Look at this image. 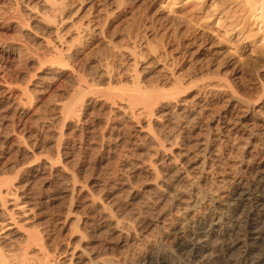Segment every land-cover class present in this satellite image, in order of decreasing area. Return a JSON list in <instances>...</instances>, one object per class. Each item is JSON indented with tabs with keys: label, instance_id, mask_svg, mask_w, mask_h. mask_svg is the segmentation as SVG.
Listing matches in <instances>:
<instances>
[{
	"label": "bare ground",
	"instance_id": "bare-ground-1",
	"mask_svg": "<svg viewBox=\"0 0 264 264\" xmlns=\"http://www.w3.org/2000/svg\"><path fill=\"white\" fill-rule=\"evenodd\" d=\"M38 1L42 8L38 15L42 16L32 18L36 25L33 31L43 27L44 32L55 35V38L47 36L43 42L47 48L41 59L43 65L47 63L45 74L39 76L41 82L35 90L25 88L19 94H14L5 73L0 80V264H264L262 77L261 93L258 99L250 101L235 94L232 76L223 75L222 92L233 93L223 97L224 100L221 98V105L212 103L208 93L205 94L211 88L209 85L204 93L198 91L192 98L187 97L184 78H177L174 73L164 78L172 88L166 89V82L163 88L146 87L137 71L135 47L140 42L139 35L134 38L139 40L129 43L128 47L133 48H129L132 54L128 53L127 59L124 47L116 45L108 31L101 28L99 15L104 9L96 8L93 16L86 15L90 17L88 20L68 25L75 11L68 8L65 0L66 3ZM115 1L121 7L129 2ZM222 2L236 9H222L219 13L218 24L221 21L227 24L225 36L235 35L238 42L254 48L252 54L264 59V0ZM116 9L120 6L116 5ZM29 20L21 24L14 21L9 28L21 30L29 38L33 35ZM250 27L258 30L260 48L247 41L250 34L245 32ZM98 36L105 37V44L92 49L95 43L88 40ZM18 42L0 37V66L4 70L25 57L26 48ZM124 58L133 67L129 73L127 68L124 71L114 63ZM160 60V57L153 59L155 64ZM41 61L33 62L41 66ZM166 68L162 66L159 72ZM260 70L264 72V64L256 72L259 74ZM234 72L233 77L241 75L240 71ZM59 81L64 84L60 85L63 94L70 99L56 102L50 111L52 115L45 119L46 126L42 121L46 133H55L56 157L32 161L34 157H30L27 149V141L33 135L27 128L33 116L29 106L37 99L35 95L45 96L52 90V83ZM98 107L108 108L112 114L100 128L93 116ZM76 141L107 146L110 151L114 150L111 142L116 143L117 149L129 147L135 153L142 148L147 157L141 159V152L134 159L131 154L133 162L117 165L119 170L112 171L113 174L107 171L111 178L102 181L103 178L96 177L90 183V179L82 182V175L88 174L93 166L72 168ZM90 144L82 157L95 150H90ZM128 214L133 217L126 218ZM117 250L125 254L117 253L122 257H115L111 252Z\"/></svg>",
	"mask_w": 264,
	"mask_h": 264
},
{
	"label": "rangeland",
	"instance_id": "rangeland-1",
	"mask_svg": "<svg viewBox=\"0 0 264 264\" xmlns=\"http://www.w3.org/2000/svg\"><path fill=\"white\" fill-rule=\"evenodd\" d=\"M22 1L21 0H18V1L17 0H0V17H1L0 18V37L6 41H9V42H18L19 41L26 48V53L24 54L25 57H24L23 61H21L18 64H10L6 70H4L0 66V80H1V76H3L5 73L6 80L12 86L11 88L14 89V94H19V91H22L25 88L33 91V89L35 90L38 87L39 82H41L39 76H42L43 74H45V68L47 67V63H45V65H43L44 62L41 61V59L42 58L44 59V56L47 53V51H46L47 48L44 45L45 43L43 44V42H45L44 39L47 41V39H46L47 36L51 37V38H55V35H53V33L49 34V32H47V31L44 32L45 30L42 29L43 27H39V29L36 28L33 31L34 26H36L35 20L39 19L38 16H40V17L42 16V15H38V14H40L39 12L42 11V8L38 3L39 1L38 0H32V1L31 0H26V1L22 0ZM65 1L67 2L68 8H70L71 10H73L75 12H76V9L78 10V8L84 4L82 6V8L80 9V12L79 11L77 13L73 12L74 13L73 17H71V19L69 20L70 22L71 21L72 22L70 23L68 21V23H70V24L67 23L68 25H71L73 23L75 24V21L77 24L78 23L80 24V22L82 23L83 19L88 20L90 18L86 15H88V14L90 15L93 12H96L97 9H100V8L104 9L103 10L104 12L102 11L101 12L102 14L100 13V15H99L100 21L102 20V23L100 22L101 28L106 32L108 31V34L111 37L110 39L112 41H114V43L116 45L118 44V46L122 45V48L124 47L125 51H124V49H123V51L126 52L124 57H126L127 59L129 58L128 53L132 54V52L129 50V48L130 49L133 48V47H131V45H130V47H128L129 43L132 44V42L136 41V39H138V38L140 39V42H138V44H137L140 47L137 45L135 47V51L137 53L138 60H139L138 65H137V71L141 75L142 84H144V85L146 84V87L152 88V86L156 87L157 85H159L160 88H163L161 86L165 85V82H166L168 85L166 89L172 88L171 87L172 85L169 86V82L167 80L165 81L164 78L166 77V79H167V75L172 76L170 74L174 73V74H176L177 78L178 77L182 78V79L184 78V82H185V84H184V89H185L184 92L185 93L184 94H186L187 97L192 98V96L196 95V93L198 91H203V93H204L205 89H209L211 87L209 89L210 91L205 90V94L208 93L207 95H209L211 97V102L213 101L212 103L221 105L223 100L227 97V95L233 93V92H229V93L222 92L223 91L222 86L224 84V78H225L223 75H227V76L229 75V77L232 76L230 78V80L233 81V83H234L233 84V88H234L233 91L238 96H240L244 99H247V100L249 99L250 101L251 100L254 101V100L258 99V96L260 95L258 93H261V88H260L261 87V81H262L261 77H262L263 82H264V78H263L264 72H262L263 70L262 71L260 70L261 72L258 71L259 72V74H258L256 71L259 67H261V65L264 64V59L259 58V57L257 58L255 53L252 54V50L254 51V48L253 47L248 48L247 45L244 44L245 42H238V40H237L238 37H236L235 35H231V37H230V35L225 36V30H226L225 26L227 24L225 21H221L220 24H218V22L221 18L219 13L222 11V9L223 10L226 9V11L227 10L229 11V9H230V11H235L236 9L233 5H230V6L226 5L227 3L222 2L223 0H134L132 2H131V0H129L130 3L128 1L126 2V4L129 6L122 5V7H121V5H119L118 1L116 2L115 0H114L113 5H111L113 0L112 1L111 0H109V1L108 0H99V1L98 0H87V1L86 0H65ZM65 1L63 0V2H65ZM116 5L118 8L120 6L119 10L116 9ZM91 6L94 8H92ZM32 7H34V8H32ZM122 8H124V9H122ZM233 9H235V10H233ZM31 11L35 12V13H31ZM114 11H115V13H114ZM93 15L94 14H92V16ZM35 17H37V18H35ZM28 18H30V20L27 22V24L29 25V29H31V33L33 34L31 37L28 38L26 35L24 36V34L20 32L21 30L16 31V30H11V28H9L10 25L14 24V21H17V23L21 24L22 22H26ZM32 18H35V20H32ZM72 18H73V20H72ZM84 22H85V20H84ZM27 24H26V28H28ZM52 25H51V27L53 29H51V30L53 32L55 25L54 24H52ZM63 28L65 29L66 26ZM17 32H20L21 34L17 33ZM245 33H246V35H247V33L250 34V35H248L247 41H249V42L252 41L251 43L254 42L253 45L260 48V42H259L260 37L258 34V30L255 27H250ZM253 34L256 38L253 36ZM136 36H138V38H136L134 40V38ZM251 39H253V40H251ZM105 40H106L105 37L98 36L95 38V40L89 39L88 41L95 43V46L92 47V49H95L96 47H98V48H100L101 46L103 47V45L105 44ZM126 40H127V42H126ZM243 46H245L247 48L242 49ZM119 47H121V46H119ZM125 47L128 48V51H126ZM98 48H96V49H98ZM198 49H200V50H198ZM245 50H246V52H245ZM132 51H133V49H132ZM195 51H196V53H195ZM221 52L224 54L222 55ZM138 53L141 54L140 57H139ZM197 53H198V55H197ZM202 54H204L206 56H200ZM219 55H221V56H219ZM159 57L161 59L160 62L155 64L153 59L159 58ZM164 57H165V59H164ZM166 58H167V60H166ZM34 59L36 61H38V59H40V61L42 62L41 66L38 65L40 63L35 64L33 62ZM127 59L124 58L122 62L117 61V59H116V61L114 63H116L117 67L118 66L123 67L124 71H127L126 70V68H127L128 69L127 73H129L130 72L129 70H132L133 67L128 66L130 64L128 63L129 60L127 61ZM141 59L143 61H141ZM149 59H150V61H149ZM147 60H148V63L152 64V65L147 66L148 68L145 67L146 66L145 64H148V63H144L145 61L147 62ZM220 63H221V65L223 64L222 67H221V65L218 66V64H220ZM192 64L195 66H193ZM157 65H161V66H157ZM197 65H198V67H197ZM162 66H165V68L167 67L166 68L167 70L165 69L166 71L164 70L163 73L162 72L160 73L159 71L161 70ZM144 67L147 68L148 70L145 69ZM190 67H191L193 72L191 71V69H188ZM255 67H256V69H255ZM219 68H221V69H219ZM199 69H200V71H199ZM208 70L210 72H208ZM232 70H233V72L234 71L235 72L240 71L241 75H239L238 78L233 77ZM7 71H9V72H7ZM188 71H189V73L192 74V76H191V74L188 73ZM142 72H144V73L142 74ZM167 72H169V73H167ZM200 72H202V73H200ZM206 72H208V73H206ZM225 72H228V74L227 73L223 74ZM235 72H234V74H235ZM197 73L199 76L197 75ZM214 73H215V75H214ZM157 75H158V77H157ZM259 75H260V77H259ZM187 76L188 77L190 76V77L188 78ZM156 78H158V79H156ZM185 78H186V80H185ZM219 79H221V80H219ZM233 79H235V80H233ZM159 80H160V82H159ZM236 80H237V82H236ZM149 83L151 85H149ZM236 83H238V84H236ZM52 84H53L52 90L50 92H48V93L46 92L45 96L44 95L40 96L39 95L40 93L39 94L37 93L39 98L37 95H35L36 96L35 98H37V99H35V101L33 100L34 104L29 106V109L31 111L30 115L33 114V116H31L32 120H30V124L28 123L29 126L27 124V128L30 127V129L29 128L28 129L33 132V135H32V139L30 138L31 140L27 141V143H28L27 149H28L29 154L31 155L30 157L36 158V159L33 158L32 161H34V160L36 161L38 159L41 160V159L48 158V157L49 158L52 157L55 159V157H56L55 153H56V147H57V142H56L57 140L55 137L53 138L55 133L54 132L52 134L46 133L47 129L46 128H45L46 130L42 129V126L44 124H45L44 126L47 125V122L45 121V119H47V116L52 115V114H50V113H52L50 111L52 109H54V106H56L58 102L59 103L68 102L69 101L68 99H70V97L68 94H63L64 89L60 86V85H62L64 87V84H62V82L59 81V82H54ZM193 84L195 87L193 86ZM195 84H197V85H195ZM210 84L212 86L213 85L219 86V89L221 91L216 92L217 90H219L218 87H216V86L214 87V89L216 88V91H215L212 88V86H210ZM190 85H192V86H190ZM208 85H209V88H207ZM234 85H236V87ZM185 86L188 88H186ZM255 86H256V88H255ZM220 87H222V89ZM59 89H61V90H59ZM201 89H203V90H201ZM211 90H214V92L213 91L211 92ZM55 94L57 95L56 97H55ZM184 94H182V95H184ZM50 95H51V97H50ZM246 95H247V97H246ZM66 96H68V97H66ZM223 97H224V99H223ZM45 98H47V99H45ZM253 98H254V100H253ZM53 101H55V103L56 102L57 103L55 104ZM49 103L53 106L49 105ZM99 109L100 108L98 107L96 109V111H94L93 116L96 117V118L94 117V120H96L95 122H97L96 124L100 128L101 126L104 125L106 119L112 114L110 113V110L108 108L107 109L101 108L100 109L101 111ZM107 112H108V114H107ZM98 113L100 116L98 115V117H97ZM102 113L104 114L103 116H102ZM118 115H120V114H118ZM42 117H45V118H43V120H42ZM35 120H37L38 122H35ZM42 121H44V124ZM31 122H32V125H31ZM102 123H103V125H101ZM33 124L34 125L37 124L36 125L37 127L35 126L33 128L32 127V126H34ZM38 127H40V129ZM37 129H39L38 130L39 132L37 131ZM40 130H44V131H42V133H41ZM35 132L37 134L36 136H34ZM46 135L47 136L49 135V136L46 137ZM33 136L36 139H34ZM39 136H42V137L45 136V138H47V139H45L43 137V139L40 140ZM38 139L40 142L38 141L37 143H35ZM43 140H44V142H43ZM71 142L72 141H69L68 144L73 145V143H71ZM76 142H77L76 147L74 146L76 149L73 147V149H74L73 154L75 156L73 155V157H72V158L75 157V159H74L75 165L72 164V166H73L72 168L79 170L80 167H82V165H84V164H91L93 166V168L91 169L92 174H91V171H89L90 173L88 172V174L82 175V178H81L82 182H84L85 179H86V181H88L90 179V181H89V183H90L91 180L92 181L95 180L96 177H98L97 179H101V180L103 178L102 181H105V180H107V178L109 179L112 176V175L108 174V172L113 174L119 170L118 168L122 163L123 164H129V163L133 162V160L136 158V154L138 155L137 158L141 156V155L139 156V154L141 152L143 153V154L141 153L142 154L141 159H145V156L147 157L146 152L143 151L142 148H140L141 149L140 151H137L135 153V152H133L134 150L129 149V147H127L128 149L127 148L125 149V147H118V149H117L116 143H114V142H111L112 143L111 146H113V149H114V150L111 149L112 151L108 150L107 146H105V148L103 147L104 149L101 148L100 144L99 145H97V144L91 145L90 142H87V141L84 142L85 144L84 143L82 144L81 141L80 142L76 141ZM32 143H34V145ZM89 144L91 146L90 150L92 148L95 149L92 152L93 154L89 150L90 152L88 153V155L86 157L85 156L82 157L83 154H85V155L87 154L86 146H88ZM113 144H115V145H113ZM81 148H82V151H81ZM101 149H103V150H101ZM79 150H80V153H78ZM83 151L84 152L86 151V152L83 153ZM123 152H125L126 154ZM127 152L128 153L130 152L129 153L130 155ZM121 154H123V155H121ZM131 154H134L135 156L134 155L131 156ZM127 155H129V156H127ZM38 156H40V157L37 158ZM118 156H121V157L118 158ZM123 156H126V157L123 158ZM76 157L78 159H76ZM128 157H130V159ZM132 157L134 159H132ZM127 159H128V162L126 161ZM36 162H38V161H36ZM96 165H97V168H96ZM117 165H119V166H117ZM103 166H105V167L103 168ZM94 168H96V169H94ZM98 168H100L101 170ZM110 168H112V170ZM104 170H106V171H104ZM110 170H111V172H110ZM114 170H116V171L112 173V171H114ZM93 171H95V172H93ZM101 171H102V175L100 173ZM94 173H95V175H94ZM96 173H97V175H96ZM104 174H105V176H104ZM84 176H86V177L84 178ZM92 177L93 178L95 177V178L93 179ZM130 216L133 217L132 214L131 215L128 214L126 216V218L130 217ZM123 252H124L123 250H117V251L111 252V253H114L115 257H116V255L118 257L119 256L118 254L121 253V255H122ZM114 254H113V256H114ZM124 254L125 253H123V255ZM108 256L112 257V254H110L108 252Z\"/></svg>",
	"mask_w": 264,
	"mask_h": 264
}]
</instances>
